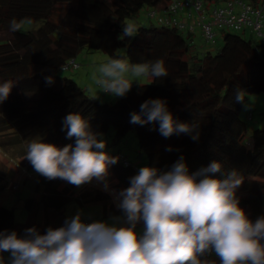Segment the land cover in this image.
<instances>
[{
    "label": "trees",
    "instance_id": "16d2710c",
    "mask_svg": "<svg viewBox=\"0 0 264 264\" xmlns=\"http://www.w3.org/2000/svg\"><path fill=\"white\" fill-rule=\"evenodd\" d=\"M223 1L203 0L206 4ZM244 1L264 9V0ZM168 2L0 0V31L8 32L0 43V84L13 83V91L0 103V130L12 128L21 141L35 139L58 148L74 144V138L67 139L66 130H62L63 119L69 113L80 114L94 132L105 134L111 128L116 139L134 130L147 165L166 169L183 155L190 173L212 161L220 162L225 173L235 169L243 178L242 195L236 191L239 206L248 208L249 218L255 221L264 215V127L254 128L246 138L247 124L240 112L248 94L264 95V39L245 37L244 32L252 33L248 29L242 33L221 29L222 44L216 45L214 52H199L193 43L194 34L137 21L143 8L162 11ZM25 18L41 22V26L35 31L10 29L11 20ZM128 20L138 33L121 39L122 26ZM82 49L99 50L109 58L131 63L160 59L168 76L154 81L150 77L148 83L132 84L119 100L101 102L74 79L58 75L59 70H75H63L62 66ZM240 92L243 101L236 99ZM149 98L165 100L174 121L198 124V140L193 141L187 134L164 138L158 131L159 122L142 126L130 123V114L139 113V105ZM169 147L171 151L166 150ZM136 172L120 160L109 168L121 188L128 186V178ZM215 177L222 178L220 173ZM42 199L46 207L58 211L64 205L53 194ZM33 206L32 199L25 202L29 211ZM31 221L29 227L36 226L41 233L49 226ZM14 228L13 210L0 206V230ZM141 229L138 225L137 230ZM205 258L209 260L210 256L201 257Z\"/></svg>",
    "mask_w": 264,
    "mask_h": 264
},
{
    "label": "clouds",
    "instance_id": "9594fccd",
    "mask_svg": "<svg viewBox=\"0 0 264 264\" xmlns=\"http://www.w3.org/2000/svg\"><path fill=\"white\" fill-rule=\"evenodd\" d=\"M31 19L10 21L19 31ZM134 23L122 26L121 39L134 37ZM95 78L100 92L124 97L131 90L129 75L153 81L168 76L163 60L131 63L109 58L100 65ZM51 83L52 78H46ZM12 82L0 84V103L9 96ZM236 99L243 101L240 92ZM130 114V123L159 122L164 138L187 134L199 138V125L176 122L166 101L149 98ZM62 130L74 144L58 148L54 144L32 141L25 158L45 179L62 180L76 188L93 181L108 193L119 214L108 219L84 217L77 210L62 225H49L41 233L36 226L23 230H0V264L9 253L7 264H215L201 259L215 255L220 264H264V215L251 220L239 206L236 190L243 178L235 169L222 171L212 161L190 173L183 155L166 169L142 165L128 178V186L111 187L109 168L119 157L110 156L101 133L94 132L78 113L63 119ZM171 151V147L166 149ZM220 173L222 178H216ZM142 225L140 231L137 226Z\"/></svg>",
    "mask_w": 264,
    "mask_h": 264
},
{
    "label": "rangeland",
    "instance_id": "374dc122",
    "mask_svg": "<svg viewBox=\"0 0 264 264\" xmlns=\"http://www.w3.org/2000/svg\"><path fill=\"white\" fill-rule=\"evenodd\" d=\"M63 9V8H62ZM137 21L141 24H150L152 20L146 19V8L140 10L137 14ZM56 19V20H55ZM55 21H58V17H55ZM129 21V20H128ZM131 22V21H129ZM263 22H264V10H263ZM41 26V22L25 24L21 31H35ZM198 30V29H197ZM229 31V30H226ZM196 31L193 37V43L197 51L202 52L203 50H209L211 52L215 51L216 45L222 44V33L219 32L216 36V42L210 45L204 41V39ZM242 33V32H239ZM264 34V25L262 29ZM245 37L251 36L254 39H260L250 32L243 33ZM8 36V32L0 31V43L5 41ZM56 37L57 34H54ZM76 61L79 64L78 68L74 71H58L59 76L69 77L74 79L79 86L84 87L80 80L77 78V73H88L89 89L87 93L91 96H96V98L101 102L113 103L119 100L121 97H112L111 95L103 94L100 92L98 85L95 82V78L99 76V66L106 63L109 57L104 55L99 50H88L82 49L76 56ZM129 80L132 84H145L150 81V77H144L137 80L135 77L129 75ZM94 80V81H93ZM94 82V84L92 83ZM94 86V87H93ZM96 86V87H95ZM13 91L11 88L10 93ZM251 116V118H249ZM240 117L246 121V138L249 137L251 131L254 128L264 127V95L262 93H252L247 95V99L241 109ZM1 119V117H0ZM1 125V124H0ZM0 141H2V136L5 138H13L16 136V132L12 128H6L0 130ZM106 141L105 150L109 154H116L120 152L129 162L132 170L138 168L142 165H147V160L143 151L139 148L137 138L134 130H130L124 137L116 139L114 137V132L110 128L105 134L100 137ZM7 140V139H6ZM32 141H23L22 146L27 152V145ZM12 144H7L6 146L0 144V206L12 209L14 212V230L18 235L23 234V230L29 227L30 220L33 224L43 226L45 223L48 225H53L58 227L62 225L63 220L66 216L74 214L77 210L84 213V217H91L92 219H102L106 220L111 214H119L115 209L112 198L108 193L101 190L96 182L93 181L91 184H86L80 188L71 189V194H69V199L65 200L64 205L61 210L48 211L43 203V199L40 200V195L44 192L42 190L36 189L34 186L36 174L33 168L28 169L29 161L25 158L26 153L21 156L19 152H13ZM18 146V145H16ZM18 154V156L16 155ZM18 157V158H17ZM124 170H129L123 168ZM109 180L111 181V187L120 189L119 179L114 178L111 174L109 175ZM57 181L54 180V183ZM242 185V184H241ZM85 186H88L85 188ZM90 189L87 194H83L84 190ZM242 195L241 186L236 190ZM90 193V194H89ZM29 199L34 201V206L32 210H28L25 207V202ZM45 206V207H44ZM249 217V210L246 207L240 206ZM140 231V230H138ZM5 260V264L8 262L9 253L2 254ZM209 260H214L215 264H220L219 258L214 254L210 256Z\"/></svg>",
    "mask_w": 264,
    "mask_h": 264
},
{
    "label": "built area",
    "instance_id": "2783aa9c",
    "mask_svg": "<svg viewBox=\"0 0 264 264\" xmlns=\"http://www.w3.org/2000/svg\"><path fill=\"white\" fill-rule=\"evenodd\" d=\"M263 10L244 0H225L221 4H206L203 0H169L162 11L148 9L146 19L158 25L175 27L183 33L193 35L199 31L206 43L214 44L221 29L240 32L248 29L264 39ZM78 66L75 59H70L63 64L62 69H76ZM117 157L122 165L131 167L122 154Z\"/></svg>",
    "mask_w": 264,
    "mask_h": 264
},
{
    "label": "crops",
    "instance_id": "0c3cea01",
    "mask_svg": "<svg viewBox=\"0 0 264 264\" xmlns=\"http://www.w3.org/2000/svg\"><path fill=\"white\" fill-rule=\"evenodd\" d=\"M76 58L77 57H75V61H76ZM77 75H78L77 78L80 80L81 84H83V86L88 90L90 87L89 80H88V73H85V74L84 73H80V74L77 73ZM92 83L94 84V82H92ZM4 136H2V139H1L2 141H0V144L6 146L8 143L12 144L11 142H13L14 143V146H13V148H14L13 152L14 153L19 152V155H21V156H23L26 153L25 152L26 150L22 146V141L17 136H15L14 139L12 137L11 138H5ZM16 145H18V146H16ZM16 156H18V154ZM25 167H27L28 169L32 168L31 164H29ZM35 174H36V179H35V183H34L35 186L34 187L36 189L42 190L44 192L43 194L40 195V200H42L43 196L46 194H53V195L57 196L58 198H60L63 202H65V200L69 199L68 198L69 194H71L70 190L75 188L73 185H70L65 181L57 179V181L54 183V180L49 181V180L45 179L43 176H40L38 173L35 172ZM87 187L88 186H85V188H87ZM88 191H91V190L86 189L83 191V194H87ZM45 208L48 209V211L45 210L46 214H47V212L50 211L49 209L54 210L51 207H45Z\"/></svg>",
    "mask_w": 264,
    "mask_h": 264
}]
</instances>
